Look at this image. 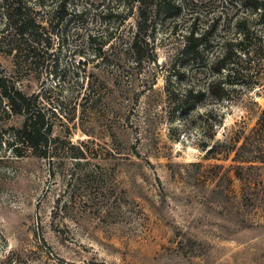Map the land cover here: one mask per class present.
Instances as JSON below:
<instances>
[{"label": "rangeland", "instance_id": "1", "mask_svg": "<svg viewBox=\"0 0 264 264\" xmlns=\"http://www.w3.org/2000/svg\"><path fill=\"white\" fill-rule=\"evenodd\" d=\"M22 1L36 43L11 37L0 0V76L42 95L57 140L50 160L0 143V264H264V212L247 211L229 147L264 111V74L184 104L209 76L182 65L170 21L135 54L125 0H68L57 27V0ZM23 121L0 114L2 129Z\"/></svg>", "mask_w": 264, "mask_h": 264}, {"label": "trees", "instance_id": "2", "mask_svg": "<svg viewBox=\"0 0 264 264\" xmlns=\"http://www.w3.org/2000/svg\"><path fill=\"white\" fill-rule=\"evenodd\" d=\"M8 1L1 0V7L5 11L6 26L13 32L11 37L22 45L35 44L34 34L38 28L31 10L22 0ZM67 1L57 0L51 14L56 27L68 16ZM125 1L131 12L136 11L137 18L132 41L128 44L130 52L139 53L143 44L139 36L143 32L154 31L159 20L170 21L173 25L169 31L183 40L179 51L182 65L209 76L204 85L192 84L185 88L181 97L184 104L201 102L207 96L225 101L229 85L236 84L239 76L256 75L259 79L264 74V0H195L191 5L196 9L191 11L188 0ZM185 10L189 17L177 25ZM86 41L94 56H99L106 45H95L96 34L92 33L86 35ZM17 49H13L16 60L21 57ZM40 100L42 95L27 96L15 83L0 76V114L24 118L20 127L2 129L0 126L5 135H0V143L16 156L29 152L50 160L56 149L57 138L53 136L46 111L38 107ZM219 146L224 147L225 143H217L208 151L213 152ZM229 147L234 151L232 161L235 163L230 168L242 182V199L247 211L261 209L264 212V111L247 134L241 129L236 132Z\"/></svg>", "mask_w": 264, "mask_h": 264}]
</instances>
